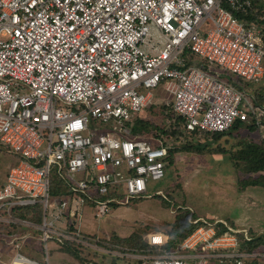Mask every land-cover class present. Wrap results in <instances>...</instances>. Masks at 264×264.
I'll use <instances>...</instances> for the list:
<instances>
[{
  "label": "built area",
  "instance_id": "1",
  "mask_svg": "<svg viewBox=\"0 0 264 264\" xmlns=\"http://www.w3.org/2000/svg\"><path fill=\"white\" fill-rule=\"evenodd\" d=\"M258 1L0 0V144L18 159L0 186V264H51L66 247L84 264L264 261L247 249L249 228L224 218H189L197 228L175 250L169 233H149L144 253L82 227L88 213L96 222L164 196L150 189L175 147L134 133L152 106L188 132L262 125L252 89L264 84V27L237 15ZM52 177L65 193L52 196Z\"/></svg>",
  "mask_w": 264,
  "mask_h": 264
},
{
  "label": "rangeland",
  "instance_id": "2",
  "mask_svg": "<svg viewBox=\"0 0 264 264\" xmlns=\"http://www.w3.org/2000/svg\"><path fill=\"white\" fill-rule=\"evenodd\" d=\"M256 88L252 89L254 93ZM157 95L159 98H164L166 94L163 90H157ZM258 101L260 102L259 97ZM149 115L155 117L150 111L148 112ZM140 117H147V112L141 113ZM226 137L221 141L227 144L228 152L224 154L180 152L165 179L152 183L153 186L150 192L155 194L164 191V196L145 200L141 204L116 209L110 216L100 221L94 222L91 218H88L83 229L90 233L96 229V232H108L112 236L116 233L127 236L134 232L137 238L144 241L149 233L158 231L170 233L178 222L186 221L190 224L188 220L191 217L209 216L215 218L219 216L222 210L228 207L229 197H231L229 193H232L233 184L238 182L240 176L242 178L248 176L245 171V164L235 162L234 156L239 151L238 145L235 144L236 141L232 140L230 136ZM197 138L189 142H198ZM253 139L262 140V133L256 132L248 140ZM185 142L186 140L171 141V144L174 147H183L188 141ZM213 142V139L209 138L206 143L213 144ZM219 146L213 145V149H217ZM12 163L13 156L0 148V181L5 177ZM124 245L119 244L121 252L129 250L138 253L145 252L144 249L139 250L137 247L125 243ZM154 255L157 254H151V256ZM31 256L36 258L35 255ZM88 256L89 258H96L99 262L108 259L109 262L116 260L117 264L144 263L142 259H128L126 256L119 259L106 256L100 259V257ZM69 261L72 262L63 253L54 251L50 254L51 264H70ZM76 261L81 262L79 259Z\"/></svg>",
  "mask_w": 264,
  "mask_h": 264
},
{
  "label": "trees",
  "instance_id": "3",
  "mask_svg": "<svg viewBox=\"0 0 264 264\" xmlns=\"http://www.w3.org/2000/svg\"><path fill=\"white\" fill-rule=\"evenodd\" d=\"M264 14V0H259L255 4V8L252 11H249L247 14L238 13V17L244 21L247 25L251 23H259L264 27V20H261ZM255 93L258 95L260 104L264 106V84L259 85L256 89H254ZM166 110L165 105L160 107L152 106L147 111V117H140L137 121L139 124L134 128V133L139 134H147L151 130L156 131L158 136H164L171 141H183L186 140V144L183 147H175L172 148L169 152L168 158L165 159V171L166 175L170 172V169L175 164L176 156L183 151L194 152V153H212V154H224L227 153V144L222 143L223 139H226V136H230L232 140H235V144L238 145L239 151L237 152L235 157V162L240 163L243 162L246 166L245 171L248 173L246 178H243L241 181L239 180V184L241 185V189H245L249 186H262L264 187V119L262 125H247L241 121H238L234 124L233 128L227 133H215V134H201L197 131L188 132L185 129V119L182 117H176L174 114L165 115L164 111ZM152 113L155 117L148 116V112ZM248 130V132H247ZM261 131L263 133L262 140L257 141L255 139L248 140L252 138V135L256 132ZM204 136V137H203ZM200 137V138H197ZM194 138L198 139V142L191 143L189 141ZM209 138L213 139V144L206 143ZM230 138V139H231ZM203 143V144H202ZM213 145H220L219 148L213 149ZM0 148L5 150L7 149L0 144ZM231 152V151H229ZM13 156V155H12ZM18 162V159L13 156L12 166ZM8 173V172H7ZM7 173L4 178L0 181V186L4 184ZM165 175V177H166ZM254 175V176H253ZM165 179V178H164ZM163 179V180H164ZM51 190L52 196L59 195L61 193H65V189L62 186V183L58 181L57 178H53L51 180ZM154 197H159L155 195ZM153 197V198H154ZM152 199V198H151ZM152 201V200H151ZM145 202V200H139L134 202V204H141ZM31 209H26L25 213H30ZM185 218V216H183ZM182 217V220H183ZM197 228V225L188 224L186 221L178 222L177 226L170 231L169 235V243L168 250L177 249L181 243ZM250 235L252 237V241L248 243L247 249L250 252L260 251L264 252V235L257 236L255 232L250 230ZM113 240L117 244L124 245L127 244L129 246H135L139 250L144 249L147 250L150 248V245L147 243L146 239L142 241L137 238L134 232L130 233L127 236H123L120 233H116L113 236ZM123 242V243H122ZM125 246V245H124ZM132 249V248H130ZM59 253H63L68 256L72 262L69 261L70 264H73L77 259H80L79 253L74 252L70 247L60 249ZM107 257V256H106ZM102 257H100L101 259ZM111 260V259H110ZM116 260H109L99 262V264H117ZM67 264V263H66ZM80 264H84L83 260H81ZM249 264H264L262 260H256L253 263Z\"/></svg>",
  "mask_w": 264,
  "mask_h": 264
},
{
  "label": "crops",
  "instance_id": "4",
  "mask_svg": "<svg viewBox=\"0 0 264 264\" xmlns=\"http://www.w3.org/2000/svg\"><path fill=\"white\" fill-rule=\"evenodd\" d=\"M257 133L262 132L259 131ZM242 179L243 178L240 176L238 182L233 184L234 188L232 187V193H229L231 197H229L228 207L223 209L222 213L215 218L227 219L232 225H235L239 229L249 228V230L255 232L257 236L264 235V187L252 185L245 189H241L239 180L241 181ZM88 218L92 219L90 213H88L84 219L82 227L85 226ZM93 233H96V229L90 234Z\"/></svg>",
  "mask_w": 264,
  "mask_h": 264
}]
</instances>
